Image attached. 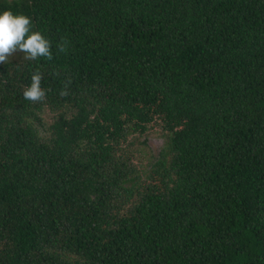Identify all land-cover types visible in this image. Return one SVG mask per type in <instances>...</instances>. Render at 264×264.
Listing matches in <instances>:
<instances>
[{"label": "trees", "instance_id": "trees-1", "mask_svg": "<svg viewBox=\"0 0 264 264\" xmlns=\"http://www.w3.org/2000/svg\"><path fill=\"white\" fill-rule=\"evenodd\" d=\"M5 10L53 59L0 63V264H264V0ZM35 71L42 104L22 95ZM155 122L142 170L132 147Z\"/></svg>", "mask_w": 264, "mask_h": 264}, {"label": "clouds", "instance_id": "clouds-1", "mask_svg": "<svg viewBox=\"0 0 264 264\" xmlns=\"http://www.w3.org/2000/svg\"><path fill=\"white\" fill-rule=\"evenodd\" d=\"M67 38H61L57 45L59 52L67 53L69 49ZM17 52L24 54L23 59L38 61L45 58L53 59L52 43L41 32L33 30L30 17L14 14L11 10L0 13V63H7ZM43 74L35 71L31 75V83L23 91L25 101L32 104H42L46 101V90L42 87ZM69 84L66 82L60 91V96L69 95Z\"/></svg>", "mask_w": 264, "mask_h": 264}, {"label": "rangeland", "instance_id": "rangeland-1", "mask_svg": "<svg viewBox=\"0 0 264 264\" xmlns=\"http://www.w3.org/2000/svg\"><path fill=\"white\" fill-rule=\"evenodd\" d=\"M11 58V57H10ZM160 122H155L147 134L143 136H135L134 145L132 150L135 151L134 162L138 164L139 168L146 170L149 167L150 162H152L157 157L163 144L164 138L162 137V127ZM152 156V158H151Z\"/></svg>", "mask_w": 264, "mask_h": 264}]
</instances>
